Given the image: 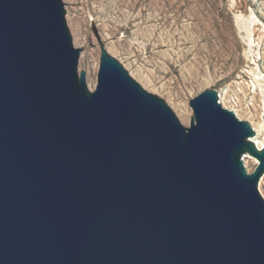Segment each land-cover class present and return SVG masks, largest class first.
<instances>
[{
	"label": "water",
	"instance_id": "1",
	"mask_svg": "<svg viewBox=\"0 0 264 264\" xmlns=\"http://www.w3.org/2000/svg\"><path fill=\"white\" fill-rule=\"evenodd\" d=\"M64 4L0 0V264H264L251 122L207 88L185 125L103 42L91 89Z\"/></svg>",
	"mask_w": 264,
	"mask_h": 264
},
{
	"label": "rangeland",
	"instance_id": "2",
	"mask_svg": "<svg viewBox=\"0 0 264 264\" xmlns=\"http://www.w3.org/2000/svg\"><path fill=\"white\" fill-rule=\"evenodd\" d=\"M64 3L73 44L81 48L79 68L87 72L91 89L97 85L103 42L143 87L168 101L187 126L194 113L190 100L207 88L226 95L239 91L242 99L246 93L256 110L251 105L253 118L244 112L239 116L251 122L255 137L264 143V129L258 134L264 124V0ZM252 70L258 74L251 75ZM259 79L262 90L256 84ZM251 157L246 154L244 159L253 172L259 160ZM263 178L259 190L264 196Z\"/></svg>",
	"mask_w": 264,
	"mask_h": 264
},
{
	"label": "built area",
	"instance_id": "3",
	"mask_svg": "<svg viewBox=\"0 0 264 264\" xmlns=\"http://www.w3.org/2000/svg\"><path fill=\"white\" fill-rule=\"evenodd\" d=\"M251 75L253 74L251 73ZM245 94L246 93L242 94L243 95V99H242L239 91L237 93H235L234 91L230 95L229 94L226 95L225 93L219 92V101L225 107L234 110L237 116H239L241 113L244 112V114H247L248 117L253 118L252 115H254V111L252 106L254 107L255 110L256 107L254 106V104H252L251 101H247L248 98L246 99L247 96H245ZM252 98H254V95L252 96Z\"/></svg>",
	"mask_w": 264,
	"mask_h": 264
},
{
	"label": "bare ground",
	"instance_id": "4",
	"mask_svg": "<svg viewBox=\"0 0 264 264\" xmlns=\"http://www.w3.org/2000/svg\"><path fill=\"white\" fill-rule=\"evenodd\" d=\"M248 18H250V16L248 17ZM252 19V18H251ZM239 21L241 22H243V20H240L239 19ZM255 62V61H254ZM249 73H252L253 75H255V74H258V73H254V70H252V71H248ZM258 83V85H259V87H261V85H262V82H261V79H259V80H257V82H256V84ZM261 90H262V87H261ZM218 93H219V91H218ZM187 111H188V109H187ZM188 113V112H187ZM262 129H264V124H262V123H260V125L258 126V134H260V132H261V130ZM258 137H254V140H256L255 142H257L258 143V145L261 147V146H263L264 145V143H262L261 141H259V139H257ZM249 155V154H248ZM248 157V156H247ZM252 159H254V161L255 162H257V158L256 157H251ZM264 179V178H263ZM262 179V180H263Z\"/></svg>",
	"mask_w": 264,
	"mask_h": 264
}]
</instances>
